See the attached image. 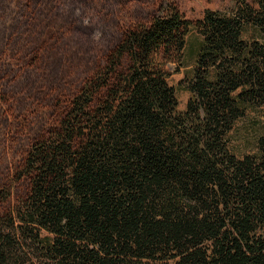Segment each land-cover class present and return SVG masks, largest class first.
I'll use <instances>...</instances> for the list:
<instances>
[{"label":"trees","instance_id":"1","mask_svg":"<svg viewBox=\"0 0 264 264\" xmlns=\"http://www.w3.org/2000/svg\"><path fill=\"white\" fill-rule=\"evenodd\" d=\"M201 33L179 111L171 64ZM264 0L131 27L0 189V264H264ZM27 183L13 201L14 186Z\"/></svg>","mask_w":264,"mask_h":264},{"label":"rangeland","instance_id":"2","mask_svg":"<svg viewBox=\"0 0 264 264\" xmlns=\"http://www.w3.org/2000/svg\"><path fill=\"white\" fill-rule=\"evenodd\" d=\"M236 1L0 0V189L12 184L32 143L62 119L127 30L150 22L168 5L195 23L206 11L226 12ZM201 40L192 26L183 64L169 66L181 112L191 98L181 84L193 76ZM263 135L261 108L236 125L231 148L238 157L252 154ZM14 187L15 202L27 183Z\"/></svg>","mask_w":264,"mask_h":264}]
</instances>
